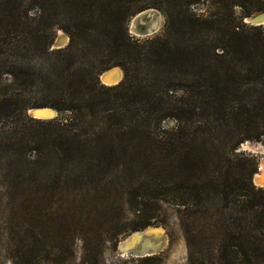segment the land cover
Listing matches in <instances>:
<instances>
[{
  "label": "trees",
  "instance_id": "obj_1",
  "mask_svg": "<svg viewBox=\"0 0 264 264\" xmlns=\"http://www.w3.org/2000/svg\"><path fill=\"white\" fill-rule=\"evenodd\" d=\"M148 8L163 30L136 39ZM257 13L264 0H0V264H65L76 240L100 264L162 223V201L187 264H264L258 158L237 150L264 146V24L242 20ZM57 29L67 44L50 49Z\"/></svg>",
  "mask_w": 264,
  "mask_h": 264
},
{
  "label": "rangeland",
  "instance_id": "obj_2",
  "mask_svg": "<svg viewBox=\"0 0 264 264\" xmlns=\"http://www.w3.org/2000/svg\"><path fill=\"white\" fill-rule=\"evenodd\" d=\"M32 12H35V9H33ZM158 14L159 17H158L157 30L152 35L161 32L164 27L165 18L162 15V13H160L159 11ZM140 23L145 24L144 21H140ZM128 25L130 26L129 29L131 30L132 27L135 26L131 19ZM60 32L61 34H59ZM129 33L136 39L142 40L146 37H149V36H140L137 33H134L133 30ZM59 35L61 41L65 42L66 36L60 29L56 30L54 39H57ZM61 115H64V113L59 114L57 112V116H61ZM173 124L174 121L168 119L164 122L163 126L169 128ZM250 145L253 147H257L259 144H257V142L255 141H252L249 143V146ZM244 151L248 152L247 149ZM263 153L264 152L251 153V154H254L259 160L260 157L263 156ZM161 206H162V216H163L162 223L156 226H149L146 229V230L149 229L150 231L154 230L156 232H160V235L156 236L152 232L145 234L144 229L140 231H136L142 233V236H140L139 241H137V244L138 243L140 244L136 245L133 249H126L125 246L127 244L126 242L132 239V236L135 232H132L122 237L115 246V248H112L110 244H106L100 260V264H140L138 259L142 257H138L136 253L138 249L141 247H146L150 249L148 252H150L152 255H159L162 258V264H187V251L179 223L178 210H177L178 208L169 201H162ZM144 241H147L148 243H153L157 246L153 249L147 246H143L142 244L146 243ZM73 249H74V256L69 258L65 262V264H81L80 262L81 243L79 240L75 241ZM4 264H11V263L9 260L5 259ZM39 264H54V263L47 260H41Z\"/></svg>",
  "mask_w": 264,
  "mask_h": 264
},
{
  "label": "water",
  "instance_id": "obj_3",
  "mask_svg": "<svg viewBox=\"0 0 264 264\" xmlns=\"http://www.w3.org/2000/svg\"><path fill=\"white\" fill-rule=\"evenodd\" d=\"M158 17H159L158 11L153 8H148V9H144V10L137 12L135 15H133L130 18L133 24L135 25L134 27H132L133 32L137 33L140 36H151L157 30ZM242 20L244 23L249 24V25H262L264 24V13H257L250 17H243ZM140 21H144L145 24L140 23ZM129 28L130 26L128 25V30L129 32H131L132 30ZM67 41H68L67 36H66V41L63 42L61 41L60 35H59L58 38L54 39L53 42L50 44V49L62 48L67 44ZM121 79H122V70L117 66L110 67L102 71L98 75V80L103 85H114V84H117ZM27 114L31 116L32 118L40 119V120H48V119H53L57 117V111L51 107L29 108L27 110ZM250 142L252 141L245 140L243 144L241 143L238 146L237 150L244 151L247 149L248 152L257 153L256 147H253L251 145L249 146ZM255 142H257V144L260 145L261 150L264 152V146L262 145V143L259 141H255ZM261 161H264V153H263V156H261L260 159L258 160L257 169L255 171L256 174L261 173ZM255 185L264 186V181L262 182L261 185L260 184L259 185L255 184ZM125 248L130 249L129 245H126ZM149 250L150 249L146 247H141L138 249L136 254L138 257H145V256L152 255L150 252H148Z\"/></svg>",
  "mask_w": 264,
  "mask_h": 264
},
{
  "label": "bare ground",
  "instance_id": "obj_4",
  "mask_svg": "<svg viewBox=\"0 0 264 264\" xmlns=\"http://www.w3.org/2000/svg\"><path fill=\"white\" fill-rule=\"evenodd\" d=\"M59 34H61V32L59 33ZM243 144V143H242ZM256 149H257V153H261V152H263L262 150H261V147H260V145H258L257 147H256ZM252 180H253V182L255 183V184H262V182L264 181V161H262L261 162V173L260 174H256V173H254L253 174V176H252ZM147 228H145L144 229V233L145 234H147V233H150V232H152L154 235H156V236H158V235H160V232H156V231H150L149 229L148 230H146ZM146 230V231H145ZM140 236H142V233H139V232H135L134 234H133V236H132V239L130 240V241H127L126 243V245H129V248L130 249H133L136 245H138V244H140V243H138L137 244V241H139V239H140ZM144 242H146V243H143L142 245L143 246H147V247H150V248H155L157 245H155V244H153V243H148L147 241H144ZM133 246V247H132ZM120 249V248H119Z\"/></svg>",
  "mask_w": 264,
  "mask_h": 264
}]
</instances>
